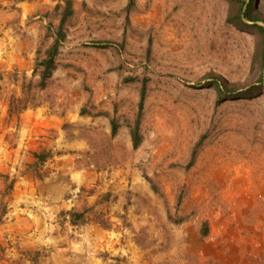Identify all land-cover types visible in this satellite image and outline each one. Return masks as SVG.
<instances>
[{"label":"rangeland","instance_id":"1","mask_svg":"<svg viewBox=\"0 0 264 264\" xmlns=\"http://www.w3.org/2000/svg\"><path fill=\"white\" fill-rule=\"evenodd\" d=\"M130 1L0 0V264H264V0Z\"/></svg>","mask_w":264,"mask_h":264},{"label":"trees","instance_id":"2","mask_svg":"<svg viewBox=\"0 0 264 264\" xmlns=\"http://www.w3.org/2000/svg\"><path fill=\"white\" fill-rule=\"evenodd\" d=\"M134 1L135 0L130 1V5L128 9L129 11L134 5ZM66 4H67L66 9H65L66 11L63 14V17L60 22V26L58 27L57 31L53 33V43L44 51V58L37 60L35 72L38 73V76L40 78L38 87L41 90H44L48 87L49 83L53 79L55 72L58 69L57 58L59 56L60 49L67 38L65 26L67 24L68 19L72 16V13H73L72 2L67 1ZM243 15L245 19L250 23H256L262 20L261 18L257 16H253L251 3L249 4L247 10L244 12ZM261 30L263 31V29ZM211 77L215 80L213 87L215 88L217 92V97L219 101L227 100L228 97L234 96V93L236 92V90L229 89V86H228L229 84L223 78L219 76H215V75H211ZM146 97H147V86L146 84H144L142 93H141V101L139 104L138 116L136 118L135 123L129 126L130 137H131L132 146L134 150H138L143 144V136L141 134V124H142V117H143L144 104H145ZM99 115H104V114H99ZM105 117L110 119V116L105 115ZM110 124H111V129H112V136L116 137L119 132L120 126L117 123V121L113 118L110 119ZM194 157H195V153H194ZM194 157H193V161H194ZM149 183L151 184L153 191L156 194H160L159 189L156 186V184H154V182H151V181H149ZM70 215L72 217H76V216L80 217V219L83 218V215H80V214H70ZM71 222L73 225H77V220H73ZM208 233H209V226L205 224V231L202 234L203 237H207Z\"/></svg>","mask_w":264,"mask_h":264}]
</instances>
